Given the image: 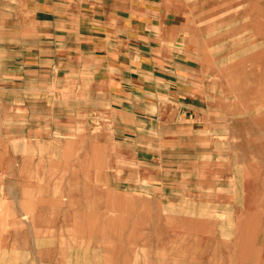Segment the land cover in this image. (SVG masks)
Wrapping results in <instances>:
<instances>
[{"label": "rangeland", "instance_id": "1", "mask_svg": "<svg viewBox=\"0 0 264 264\" xmlns=\"http://www.w3.org/2000/svg\"><path fill=\"white\" fill-rule=\"evenodd\" d=\"M133 1L167 17L153 61L200 98L183 122L196 132L132 162L110 121L69 111L62 88L54 103L34 102V86L0 93V260L264 264V0Z\"/></svg>", "mask_w": 264, "mask_h": 264}, {"label": "crops", "instance_id": "2", "mask_svg": "<svg viewBox=\"0 0 264 264\" xmlns=\"http://www.w3.org/2000/svg\"><path fill=\"white\" fill-rule=\"evenodd\" d=\"M14 2L16 10L7 8L6 1L0 10L4 23V33L0 35L2 96L17 88L34 86V91H38L34 102L54 103L56 93L60 95L57 90L62 88L63 96L68 97L62 101L70 103L69 111L110 121L111 142L126 150L134 159L132 162H151L141 155L156 148V141L160 145L178 142L182 146V135L196 132L193 126L184 128L183 122L190 112L191 118L202 113V102L183 90L181 83L176 89L170 84L182 76L179 70L174 74L158 72L153 55L161 46H155L160 41L153 40L166 38L167 17L158 16L148 2ZM8 20L26 25L8 28ZM183 93L189 94L186 101ZM169 119L179 125L173 129L165 125ZM171 132L180 137L167 139ZM34 262L86 264L85 259L77 261L70 256L63 261L38 256ZM161 262L171 264L166 255ZM200 263L198 259L190 262Z\"/></svg>", "mask_w": 264, "mask_h": 264}, {"label": "bare ground", "instance_id": "3", "mask_svg": "<svg viewBox=\"0 0 264 264\" xmlns=\"http://www.w3.org/2000/svg\"><path fill=\"white\" fill-rule=\"evenodd\" d=\"M227 49V48H226ZM232 55V54H231ZM233 59V58H232ZM31 200V199H30ZM136 205V204H135ZM125 221H127V220H125ZM86 223H87V221H86ZM88 224V223H87ZM71 229V228H70ZM70 229H68V230H70ZM79 234V233H78ZM103 235L105 236V233H103ZM37 238V237H36ZM64 240V239H63ZM63 240H61V241H63ZM62 245V244H61ZM28 252V251H27ZM130 253V252H129ZM131 254V253H130ZM16 255V254H15ZM133 256V255H132ZM170 260H171V256H170ZM1 261V260H0ZM2 263V262H1Z\"/></svg>", "mask_w": 264, "mask_h": 264}]
</instances>
